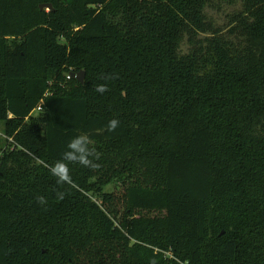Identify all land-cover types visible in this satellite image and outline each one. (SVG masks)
Returning <instances> with one entry per match:
<instances>
[{
	"label": "trees",
	"instance_id": "1",
	"mask_svg": "<svg viewBox=\"0 0 264 264\" xmlns=\"http://www.w3.org/2000/svg\"><path fill=\"white\" fill-rule=\"evenodd\" d=\"M210 2L0 0V264H264V0Z\"/></svg>",
	"mask_w": 264,
	"mask_h": 264
},
{
	"label": "clouds",
	"instance_id": "2",
	"mask_svg": "<svg viewBox=\"0 0 264 264\" xmlns=\"http://www.w3.org/2000/svg\"><path fill=\"white\" fill-rule=\"evenodd\" d=\"M97 92L103 93L106 91V85H99L96 88ZM119 126L117 119L108 121L107 130L114 131ZM99 154L96 152L94 145L87 133H78L73 135L66 143L65 150L61 156L49 167L50 174L56 178L57 183H71L70 164H79L86 168L95 169L99 167ZM60 199L63 198V193L59 194ZM39 203H45L43 197L39 198ZM152 264H155L153 261Z\"/></svg>",
	"mask_w": 264,
	"mask_h": 264
},
{
	"label": "rangeland",
	"instance_id": "3",
	"mask_svg": "<svg viewBox=\"0 0 264 264\" xmlns=\"http://www.w3.org/2000/svg\"><path fill=\"white\" fill-rule=\"evenodd\" d=\"M211 4L207 7V14L211 22L219 27H224L230 19V14L236 12L240 9L241 0H211ZM49 10L50 8L44 6ZM226 30V28H225ZM182 51H186V43L182 44ZM4 135H3V122L0 121V153L1 148L4 145ZM106 190H111L112 185H108L105 188Z\"/></svg>",
	"mask_w": 264,
	"mask_h": 264
},
{
	"label": "water",
	"instance_id": "4",
	"mask_svg": "<svg viewBox=\"0 0 264 264\" xmlns=\"http://www.w3.org/2000/svg\"><path fill=\"white\" fill-rule=\"evenodd\" d=\"M44 6L50 8V4H40V8H43ZM72 76L76 77L79 81H82L84 78V71H81L77 74H72Z\"/></svg>",
	"mask_w": 264,
	"mask_h": 264
},
{
	"label": "built area",
	"instance_id": "5",
	"mask_svg": "<svg viewBox=\"0 0 264 264\" xmlns=\"http://www.w3.org/2000/svg\"><path fill=\"white\" fill-rule=\"evenodd\" d=\"M41 103H42V100L40 101L39 106H37L36 111H39V110H40V108H41Z\"/></svg>",
	"mask_w": 264,
	"mask_h": 264
}]
</instances>
